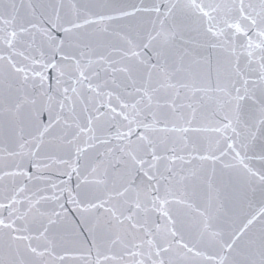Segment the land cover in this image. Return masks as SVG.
<instances>
[{
    "label": "snow or ice",
    "instance_id": "obj_1",
    "mask_svg": "<svg viewBox=\"0 0 264 264\" xmlns=\"http://www.w3.org/2000/svg\"><path fill=\"white\" fill-rule=\"evenodd\" d=\"M0 264H264V0H0Z\"/></svg>",
    "mask_w": 264,
    "mask_h": 264
}]
</instances>
